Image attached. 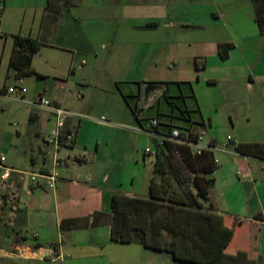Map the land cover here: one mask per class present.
Listing matches in <instances>:
<instances>
[{"label":"crops","instance_id":"obj_1","mask_svg":"<svg viewBox=\"0 0 264 264\" xmlns=\"http://www.w3.org/2000/svg\"><path fill=\"white\" fill-rule=\"evenodd\" d=\"M163 2H182L189 7L181 14L169 8L153 10L150 15L121 14L116 32L129 39L109 52H119L129 66L123 76L110 79L113 93L122 97L124 115H133L140 125L137 130L131 118H127L129 128L122 127L119 118L109 112L95 119L86 117L95 115L94 103L87 107L83 102L78 106L67 103L72 93L67 85L79 70L80 52L63 41L65 14L51 12L50 0H0V121L9 101L25 104L20 106L15 128L0 122V157L6 158V166L27 173L24 180L13 173L5 189L0 181V256L5 263L47 261L25 256L28 250L43 248L54 251L56 259H50L54 264H191L174 261L166 251L112 239L113 196L149 197L156 158L146 153L153 137L143 129L151 119L159 118L161 132L175 126L205 136L208 127L230 122L232 135L228 137L232 141L227 137L226 144L220 145L226 148L215 153L219 163L210 187L211 204L228 228L236 224L227 253H245L247 261L242 264H264V160L236 151L238 144H264V37L254 6L251 0ZM73 25L71 35L80 36ZM18 34L42 42L32 63L41 77L19 78L11 69ZM111 42L115 45V40ZM223 44L233 45L226 59L220 53ZM54 51L71 53L72 58H62ZM146 62L150 65L144 83L157 88L145 96L144 107L139 109L140 100L134 103L132 99L141 96L142 86L127 85L140 84ZM30 79L34 81L31 92L24 86ZM197 85L208 87L204 95L207 110H216L217 120L210 114L205 117ZM16 86L25 87L27 93L6 97L7 90ZM87 88L81 87L83 97ZM41 97L75 114L64 132L76 134L70 146H56L54 114L32 105ZM188 97L193 104L187 102ZM175 99H183V105H177ZM238 104L246 107L234 109ZM156 106V114L144 115ZM227 106L224 118L220 108ZM102 116L105 122L99 121ZM206 142L216 144L217 140L210 137ZM54 171L58 177L52 184L44 177L32 180L33 175Z\"/></svg>","mask_w":264,"mask_h":264},{"label":"trees","instance_id":"obj_2","mask_svg":"<svg viewBox=\"0 0 264 264\" xmlns=\"http://www.w3.org/2000/svg\"><path fill=\"white\" fill-rule=\"evenodd\" d=\"M255 20L264 37V0H251ZM42 42L30 36H15V47L10 67L17 77L36 74L32 69L33 58ZM232 44H223V59L229 55ZM41 77L40 74H36ZM139 120L138 111L133 110ZM175 126H169V129ZM168 129V130H169ZM167 130V131H168ZM197 133H193L196 137ZM155 175L149 186L148 198H130L115 194L112 198V239L121 243H140L145 247L171 253L180 263L242 264L247 255L231 256L227 253L235 225H225V219L215 213L211 204L210 187L218 168L215 154L205 151L194 154L190 148L167 142L157 143ZM241 155L264 160V144H238ZM180 157L192 174L183 178L175 163ZM166 209V210H165Z\"/></svg>","mask_w":264,"mask_h":264},{"label":"rangeland","instance_id":"obj_3","mask_svg":"<svg viewBox=\"0 0 264 264\" xmlns=\"http://www.w3.org/2000/svg\"><path fill=\"white\" fill-rule=\"evenodd\" d=\"M158 1V2H155ZM164 0H50V10L54 14L62 12L64 15V25L63 28L65 35H63V41L68 46L73 47L79 50V59L77 63L78 71L75 74H72L69 84L67 85V91L72 90L71 95L68 97L67 103L73 104L74 106H78L82 102L87 107L94 103L95 107V115L93 113L88 114L86 117L88 118H99L101 115L108 114L106 112L111 113L112 115L117 116L122 127H128L127 118H131L133 120V124L135 129L139 130L140 125L136 122L133 115L127 117L124 115L123 110L121 109L120 101L122 97L117 95L118 93H113V83L110 79L115 76H123L127 70H129L128 64L124 62L123 55L120 56L119 52L116 50L124 46L126 44V39H129V36L124 34L117 35V27H119V22L121 20V14H141V15H150L153 14L154 11L161 12L162 10H169L175 12L176 14H181L188 8L185 4L174 3L173 5L167 4V2H163ZM111 14H115V17L112 18ZM104 18H108V21H103ZM76 24L78 28V33L80 36L76 34H72L70 30ZM70 32V33H69ZM69 33L70 38L66 36ZM115 40V45L112 44L111 41ZM129 40H127L128 42ZM90 46V48H89ZM110 48L116 49L113 52H110ZM89 52H86V51ZM56 54L61 56L62 58L70 59L72 58L71 53L62 52V51H54ZM117 52V54H116ZM150 63L146 62L144 64V69L139 76V83H130L127 86H132L133 88H138L139 85L142 86L141 96L132 99L134 103L139 100V109H143L145 103L146 96V86L147 84L144 81H148L146 77L147 71L149 69ZM25 81L24 86L31 92L34 81ZM34 80V79H33ZM88 86L86 94L83 97V92L81 87ZM189 88V87H188ZM185 88V92L188 95L191 94V91ZM197 90L199 95L203 97L202 106L205 110V117H208L210 114L216 120L219 118L218 114H216V110L214 112H208V102L205 100L204 95L208 90L207 86L197 85ZM64 92V91H63ZM117 100V101H116ZM187 102L193 104L191 97L186 98ZM7 104V109L4 113H2L1 124L2 126L15 128V125H18L17 117L21 115L20 106H25L23 103H19L17 101H9ZM175 103L177 105H183V99H175ZM223 105V104H222ZM246 107L244 104H238L233 106L234 109L242 110ZM71 108V107H69ZM220 108V107H219ZM230 106L221 107L220 112L222 113V117L225 118V112L228 111ZM111 110V111H110ZM158 106L151 109L149 113L146 111L144 115H154L157 113ZM144 111V110H140ZM177 113L180 114V111L177 110ZM196 116L195 113H192V117ZM129 120V119H128ZM126 122V123H125ZM129 128V127H128ZM232 125L229 121L225 122L222 126H214V128L208 127V135L206 139L210 137H216V144L223 145L226 144V140L228 135H232L231 132ZM107 134V133H106ZM109 136H111V132H108ZM126 135L125 133H122ZM121 134V138H124ZM127 136V135H126ZM134 136V135H133ZM148 136L144 135L146 140ZM134 138V137H133ZM158 140L152 138L150 140L149 145L150 148L155 149L157 147ZM175 163L178 168V171L181 173L183 178L187 181L192 179V174L185 167L182 159L180 157L175 158ZM166 210V209H165ZM4 257L0 256V264L5 263ZM18 264H54L52 260L47 259V261H20L18 260Z\"/></svg>","mask_w":264,"mask_h":264},{"label":"built area","instance_id":"obj_4","mask_svg":"<svg viewBox=\"0 0 264 264\" xmlns=\"http://www.w3.org/2000/svg\"><path fill=\"white\" fill-rule=\"evenodd\" d=\"M2 1V0H1ZM19 92L20 95H24L27 93V89L22 86L11 87L7 90L5 96L11 97L13 94ZM19 101L23 102L22 98L19 97ZM33 106H37L41 109L48 110L52 112L57 120L56 130L53 133L54 142L57 147L60 146H70L75 142L76 134L74 132H65V128L67 125V121L70 117L75 116L71 111L66 108L55 106L52 102L44 97H41L38 101L32 104ZM100 122H105L106 117L102 116L99 120ZM160 120L159 118H153L149 121V124L143 131L149 136L158 140V144L160 147H165L167 142H172L175 144H179L182 146H186L190 148V150L194 154L201 155L205 151L213 152L214 154L218 151H222L226 148V146H220L217 144L206 142L205 133H197L196 137L193 136V132L187 128H179V127H171L167 132H161L159 130ZM228 141L231 142L232 138L228 137ZM147 154L153 155L156 158L157 148H147ZM6 158L0 157V181L2 183V188H6V182L9 180L13 173H17L20 176L21 180H24L27 177V173L22 171H17L13 168H10L5 165ZM215 162L218 164L219 160L215 158ZM58 166V162L55 163ZM38 177L47 178L51 184L55 182L58 177L56 171L52 172L49 175H33L32 180L35 181ZM27 258H37V259H52L55 260L56 256L53 250L51 249H43L38 248L35 250H28L25 253Z\"/></svg>","mask_w":264,"mask_h":264},{"label":"water","instance_id":"obj_5","mask_svg":"<svg viewBox=\"0 0 264 264\" xmlns=\"http://www.w3.org/2000/svg\"><path fill=\"white\" fill-rule=\"evenodd\" d=\"M156 88H157L156 84H148L147 87H146V96H148Z\"/></svg>","mask_w":264,"mask_h":264}]
</instances>
